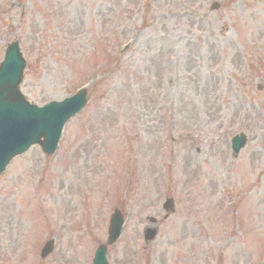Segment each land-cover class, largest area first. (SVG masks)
<instances>
[{
  "label": "rangeland",
  "instance_id": "obj_1",
  "mask_svg": "<svg viewBox=\"0 0 264 264\" xmlns=\"http://www.w3.org/2000/svg\"><path fill=\"white\" fill-rule=\"evenodd\" d=\"M214 1L0 0V62L19 39L31 102L91 86L56 156L33 146L0 176V264H92L118 206L111 264H264V0Z\"/></svg>",
  "mask_w": 264,
  "mask_h": 264
},
{
  "label": "water",
  "instance_id": "obj_2",
  "mask_svg": "<svg viewBox=\"0 0 264 264\" xmlns=\"http://www.w3.org/2000/svg\"><path fill=\"white\" fill-rule=\"evenodd\" d=\"M17 61L16 55L10 53L0 70V172L10 158L32 144L38 143L45 152L53 153L67 119L86 104L85 93L80 92L42 108L27 105L17 88L22 76L15 66ZM116 236L112 234L111 241ZM104 254V249H100L95 264H105Z\"/></svg>",
  "mask_w": 264,
  "mask_h": 264
}]
</instances>
